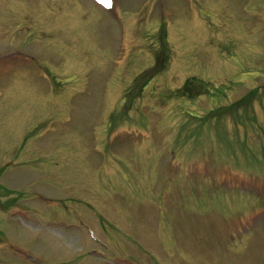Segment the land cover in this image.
<instances>
[{"label": "rangeland", "instance_id": "1", "mask_svg": "<svg viewBox=\"0 0 264 264\" xmlns=\"http://www.w3.org/2000/svg\"><path fill=\"white\" fill-rule=\"evenodd\" d=\"M0 264H264V0H0Z\"/></svg>", "mask_w": 264, "mask_h": 264}, {"label": "snow or ice", "instance_id": "2", "mask_svg": "<svg viewBox=\"0 0 264 264\" xmlns=\"http://www.w3.org/2000/svg\"><path fill=\"white\" fill-rule=\"evenodd\" d=\"M100 3L107 4V3H109V0H100Z\"/></svg>", "mask_w": 264, "mask_h": 264}, {"label": "trees", "instance_id": "3", "mask_svg": "<svg viewBox=\"0 0 264 264\" xmlns=\"http://www.w3.org/2000/svg\"><path fill=\"white\" fill-rule=\"evenodd\" d=\"M245 98H247V96H246ZM245 98H244V99H245ZM242 100H243V99H242ZM241 102H242V101H241Z\"/></svg>", "mask_w": 264, "mask_h": 264}, {"label": "flooded vegetation", "instance_id": "4", "mask_svg": "<svg viewBox=\"0 0 264 264\" xmlns=\"http://www.w3.org/2000/svg\"><path fill=\"white\" fill-rule=\"evenodd\" d=\"M183 95H187V94H183ZM192 96V95H191Z\"/></svg>", "mask_w": 264, "mask_h": 264}, {"label": "bare ground", "instance_id": "5", "mask_svg": "<svg viewBox=\"0 0 264 264\" xmlns=\"http://www.w3.org/2000/svg\"><path fill=\"white\" fill-rule=\"evenodd\" d=\"M175 115H176V113H175Z\"/></svg>", "mask_w": 264, "mask_h": 264}]
</instances>
